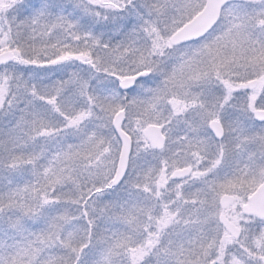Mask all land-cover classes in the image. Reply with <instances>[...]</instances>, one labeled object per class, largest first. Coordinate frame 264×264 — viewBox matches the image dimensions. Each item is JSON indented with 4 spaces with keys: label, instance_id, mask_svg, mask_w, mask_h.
Masks as SVG:
<instances>
[{
    "label": "snow or ice",
    "instance_id": "1",
    "mask_svg": "<svg viewBox=\"0 0 264 264\" xmlns=\"http://www.w3.org/2000/svg\"><path fill=\"white\" fill-rule=\"evenodd\" d=\"M0 264H264V0H0Z\"/></svg>",
    "mask_w": 264,
    "mask_h": 264
}]
</instances>
